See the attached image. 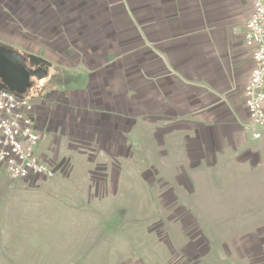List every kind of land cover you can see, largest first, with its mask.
I'll return each mask as SVG.
<instances>
[{
    "label": "crops",
    "instance_id": "1",
    "mask_svg": "<svg viewBox=\"0 0 264 264\" xmlns=\"http://www.w3.org/2000/svg\"><path fill=\"white\" fill-rule=\"evenodd\" d=\"M249 11L248 0H0V44L39 57L52 74L49 95L29 92L37 157L46 162L71 138L93 142L86 149L118 164L109 172L117 179L136 155L129 138L141 124L143 152L158 156L155 167L146 155L148 174L164 178L174 164L177 178L218 176L233 188L262 190L264 129L251 136L243 104L253 66L242 37ZM117 20L138 44L100 45ZM56 120L76 124V132L59 130ZM261 243L240 244L249 264Z\"/></svg>",
    "mask_w": 264,
    "mask_h": 264
},
{
    "label": "rangeland",
    "instance_id": "2",
    "mask_svg": "<svg viewBox=\"0 0 264 264\" xmlns=\"http://www.w3.org/2000/svg\"><path fill=\"white\" fill-rule=\"evenodd\" d=\"M117 21L100 33V45L113 47L114 40L118 49L138 44L135 31L126 32L123 21ZM23 55L45 72L30 78L32 91L49 95L43 91L52 77L48 63ZM55 122L59 130L76 132V124ZM67 142L44 157L55 170L53 178L11 180L0 165V264H249L240 244L261 243L264 180L262 190L252 191L233 188L218 176L177 178L174 164L164 178L148 174L145 159L155 158L158 167V156L143 152L147 141L141 124L129 138L136 155L123 164L117 179H110L109 172L113 166L118 172V164L103 163L105 156L86 149L93 142ZM255 249L251 263L263 264L264 241Z\"/></svg>",
    "mask_w": 264,
    "mask_h": 264
},
{
    "label": "built area",
    "instance_id": "3",
    "mask_svg": "<svg viewBox=\"0 0 264 264\" xmlns=\"http://www.w3.org/2000/svg\"><path fill=\"white\" fill-rule=\"evenodd\" d=\"M250 11L243 31L253 66L243 88L247 128L254 139L264 129V0H248ZM34 104L0 89V165L11 180L42 176L53 178L55 170L35 154L40 135L35 128Z\"/></svg>",
    "mask_w": 264,
    "mask_h": 264
},
{
    "label": "water",
    "instance_id": "4",
    "mask_svg": "<svg viewBox=\"0 0 264 264\" xmlns=\"http://www.w3.org/2000/svg\"><path fill=\"white\" fill-rule=\"evenodd\" d=\"M44 71L31 68L19 51L0 44V89H6L21 97L31 86V77L41 78Z\"/></svg>",
    "mask_w": 264,
    "mask_h": 264
},
{
    "label": "flooded vegetation",
    "instance_id": "5",
    "mask_svg": "<svg viewBox=\"0 0 264 264\" xmlns=\"http://www.w3.org/2000/svg\"><path fill=\"white\" fill-rule=\"evenodd\" d=\"M30 88H28L27 90H26V92L24 93V95H28L29 94V92H30V90H29ZM37 119L35 118V128H36V130H37Z\"/></svg>",
    "mask_w": 264,
    "mask_h": 264
},
{
    "label": "trees",
    "instance_id": "6",
    "mask_svg": "<svg viewBox=\"0 0 264 264\" xmlns=\"http://www.w3.org/2000/svg\"><path fill=\"white\" fill-rule=\"evenodd\" d=\"M25 56V55H24ZM26 57V56H25ZM32 58V57H31ZM29 90H32V86H30V89ZM23 97H31V95L30 94H28V95H24Z\"/></svg>",
    "mask_w": 264,
    "mask_h": 264
}]
</instances>
